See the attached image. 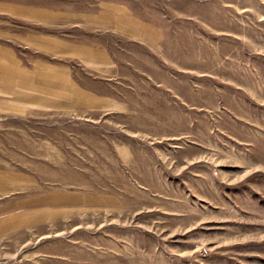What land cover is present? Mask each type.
<instances>
[{
  "label": "rangeland",
  "instance_id": "rangeland-1",
  "mask_svg": "<svg viewBox=\"0 0 264 264\" xmlns=\"http://www.w3.org/2000/svg\"><path fill=\"white\" fill-rule=\"evenodd\" d=\"M0 264H264V0H0Z\"/></svg>",
  "mask_w": 264,
  "mask_h": 264
}]
</instances>
